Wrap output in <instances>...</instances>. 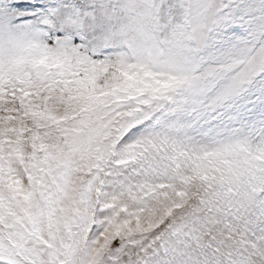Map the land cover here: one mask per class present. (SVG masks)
<instances>
[{
	"label": "snow or ice",
	"instance_id": "1",
	"mask_svg": "<svg viewBox=\"0 0 264 264\" xmlns=\"http://www.w3.org/2000/svg\"><path fill=\"white\" fill-rule=\"evenodd\" d=\"M0 264H264V0H0Z\"/></svg>",
	"mask_w": 264,
	"mask_h": 264
}]
</instances>
